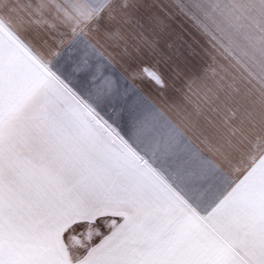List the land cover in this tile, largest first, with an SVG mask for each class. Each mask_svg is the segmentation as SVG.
Wrapping results in <instances>:
<instances>
[{"label":"snow or ice","instance_id":"6c2138e0","mask_svg":"<svg viewBox=\"0 0 264 264\" xmlns=\"http://www.w3.org/2000/svg\"><path fill=\"white\" fill-rule=\"evenodd\" d=\"M0 264H264V0H0Z\"/></svg>","mask_w":264,"mask_h":264},{"label":"rangeland","instance_id":"374dc122","mask_svg":"<svg viewBox=\"0 0 264 264\" xmlns=\"http://www.w3.org/2000/svg\"><path fill=\"white\" fill-rule=\"evenodd\" d=\"M146 2L151 3L153 0H146ZM156 2H161V0H156ZM163 2H167V0H163ZM172 27L183 39L197 51H200L202 47H208L206 38L199 34L190 24V22L184 20L183 18L177 19L172 22ZM221 64H226V62L220 58H218ZM211 63V61H208ZM214 77L211 73L208 74V78L201 81L197 80L193 85L192 91L188 94V98L185 101H180L183 103L189 111L194 110L197 106L203 116H207L209 121L214 119V113L211 111V97L212 93L209 91L214 87L213 83ZM207 94V96L205 95ZM200 124L204 127L207 132L210 134L212 129L211 126L203 119L200 120ZM195 139V137H194ZM199 142V141H197ZM203 147V145H201Z\"/></svg>","mask_w":264,"mask_h":264},{"label":"crops","instance_id":"0c3cea01","mask_svg":"<svg viewBox=\"0 0 264 264\" xmlns=\"http://www.w3.org/2000/svg\"><path fill=\"white\" fill-rule=\"evenodd\" d=\"M117 67L121 71H124V69L120 65H117ZM129 80L132 84L138 87L150 100H152L153 103L165 110L168 115L173 116V118H175L174 113L168 108V105L172 103V100L169 99L171 95L170 92L166 91L163 95H161L159 90L150 86L146 82H143L139 79H133L131 76H129Z\"/></svg>","mask_w":264,"mask_h":264}]
</instances>
